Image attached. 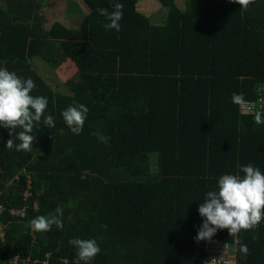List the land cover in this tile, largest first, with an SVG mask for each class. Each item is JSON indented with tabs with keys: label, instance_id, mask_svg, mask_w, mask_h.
I'll list each match as a JSON object with an SVG mask.
<instances>
[{
	"label": "trees",
	"instance_id": "obj_1",
	"mask_svg": "<svg viewBox=\"0 0 264 264\" xmlns=\"http://www.w3.org/2000/svg\"><path fill=\"white\" fill-rule=\"evenodd\" d=\"M24 1L15 0L18 17L0 4V68L33 79L31 95L47 98L55 127L42 117L33 151L18 152L0 126V264H76L73 238L97 242L89 264H207V240L194 239L205 194L223 174L243 176V165L264 173V124L231 101L256 100L264 83V0L247 10L232 0H186L185 9L156 0L167 9L158 21L137 10L141 0H118L120 31H106L97 11H112L113 0H83L90 11L77 29H44L47 19L31 15L45 14L27 15L34 6ZM36 55L77 71L50 85L32 66ZM73 101L88 108L79 135L61 116ZM57 207L63 228L33 231L29 221ZM212 237L237 245L227 229ZM238 238L250 252L238 251V264H264V220Z\"/></svg>",
	"mask_w": 264,
	"mask_h": 264
},
{
	"label": "clouds",
	"instance_id": "obj_2",
	"mask_svg": "<svg viewBox=\"0 0 264 264\" xmlns=\"http://www.w3.org/2000/svg\"><path fill=\"white\" fill-rule=\"evenodd\" d=\"M184 2L186 5V0ZM232 2L238 3L241 6L240 8L247 10L249 4L253 3L254 0H232ZM112 7V11H109L108 8H99L97 11L100 16L105 17L108 21L103 24L106 31L113 29L120 31V21L123 18L124 6L118 0H113ZM261 84L264 83H260L259 85ZM35 88L36 84L31 77L21 78L14 72L0 68V126L9 129L11 138L7 140L6 148L10 150L15 149L18 152L33 151L34 136L30 133L33 132L34 124L40 122L42 117H44L43 123L47 127H55L54 117L52 115L44 116L48 104L47 98L31 95V92ZM257 94L259 95L258 90ZM231 101L233 104L241 107L247 104L243 93H233ZM87 113L88 108L86 105L76 104L73 101L72 105H69L61 112V116L70 131L75 135H79L83 131ZM239 114L240 116H253L256 125L264 124V112L262 111L253 112L251 109H248L240 113L239 107ZM18 128L22 130L15 132ZM14 133L19 143H15L12 139ZM92 135H96L102 143L108 142L109 138L105 135L99 133H92ZM240 171L243 172V176L233 174L221 175L217 181V190H210L205 194L203 203L198 207L199 215L205 219L194 238L196 241L209 239L221 241L219 238L212 236L218 229H227L230 236L237 237L235 243L239 245V248L237 245L232 247L236 246L237 248V264L238 251L244 258L250 254L247 244L240 242L238 234L241 230L248 231L257 228L260 222L264 220V173L251 163L241 166ZM28 184V188L31 189L29 181ZM28 188L24 193L25 196L31 194ZM24 207L28 208L27 205ZM23 210L26 214L25 208L15 211L17 213ZM62 216L63 209L57 207L54 214L37 216L31 219L29 224L35 232L50 231L53 225L62 229L63 222L60 219ZM101 227L106 226L101 225ZM252 239L255 240L257 237L254 235ZM68 243L76 250L78 258L76 264H79V261L89 264L101 251L94 239L73 238ZM51 257L52 254L50 253ZM62 260L65 263L69 262L68 259ZM13 262L16 263L14 257Z\"/></svg>",
	"mask_w": 264,
	"mask_h": 264
},
{
	"label": "crops",
	"instance_id": "obj_3",
	"mask_svg": "<svg viewBox=\"0 0 264 264\" xmlns=\"http://www.w3.org/2000/svg\"><path fill=\"white\" fill-rule=\"evenodd\" d=\"M32 1L33 2V6L31 7L33 8V10H28L27 15H30L33 11H39L41 14H45V15H31V17H36V16H43L47 19V22L44 24V29H48V26L51 25V23L57 22L60 25H62L63 27L66 28H71V29H77L81 23V21L88 16L87 14L89 13V8L86 6L85 2L82 0V4L80 0H76L75 3H72L70 5V2L68 0H58L57 2H55V4L57 3H61L62 1V6L60 11L61 12H57V10H49V1L48 0H25L24 1V6L29 7V2ZM145 1L147 0H142L137 4V9L141 12H143L146 16L150 17L152 20L156 19L155 21H158L159 19H162L161 17L165 16V15H151V12L148 11L147 6H151V8H153L154 6L156 7L159 3L156 0H148L151 2V4H146ZM178 3V0H177ZM0 4L3 8L5 9H11L10 14L13 16H23V15H16V6L17 3L15 2V0L13 2H6V0H0ZM156 4V5H155ZM161 6V5H160ZM182 9L186 8L185 2L180 6ZM48 12V14H47ZM63 13H66L67 15H61ZM76 17V19H74L73 21H70V17ZM69 19H65L68 18ZM11 19V18H9ZM7 19V20H9ZM9 24H12V21H7ZM31 23V21H29ZM42 27V26H41ZM35 59L33 60L32 66L34 67V69L38 72V74L41 76V78L43 80H46L49 82L50 85H59V86H63L66 84V82L69 80V78L67 77L66 79H63L62 76H64V73H62V67L63 64L66 62V65H70L73 64L70 60L65 61L64 63L60 64L58 68H53L56 69L54 74L56 75L57 72L59 74V76L57 77V81H54V79H52L51 77H48L47 75V67L52 68L53 66H51V64H49L47 61H45L44 58H42L41 56H34ZM65 65V66H66ZM76 68V66H75ZM46 70V71H45ZM72 72L77 71L76 70H71Z\"/></svg>",
	"mask_w": 264,
	"mask_h": 264
},
{
	"label": "built area",
	"instance_id": "obj_4",
	"mask_svg": "<svg viewBox=\"0 0 264 264\" xmlns=\"http://www.w3.org/2000/svg\"><path fill=\"white\" fill-rule=\"evenodd\" d=\"M258 99L256 101H246L247 104L244 107L240 106V113L251 109L254 111L264 112V84L259 85L258 88ZM251 115V114H250ZM16 213L15 210H12ZM20 215H24L25 211H18ZM207 264H227V261L235 260L236 261V246L232 248L231 243L222 242L217 239L207 240ZM224 255L226 258H224ZM47 257L50 258V253H47ZM18 260V256L14 257V261ZM48 264V263H45Z\"/></svg>",
	"mask_w": 264,
	"mask_h": 264
},
{
	"label": "rangeland",
	"instance_id": "obj_5",
	"mask_svg": "<svg viewBox=\"0 0 264 264\" xmlns=\"http://www.w3.org/2000/svg\"><path fill=\"white\" fill-rule=\"evenodd\" d=\"M49 1V10L52 11V10H57L56 13L58 12H61L60 9H61V6H62V1L61 3H57L55 4V2H57L58 0H48ZM70 2V5L72 3H75L76 0H68ZM81 1V4H82V0ZM185 0H178V6L180 7L182 5V3L184 2ZM146 4H151L150 1H145ZM159 3V2H158ZM156 5V4H155ZM161 4L159 3L156 7L154 6L153 8H151V6H147V9L149 12H151V15H166L167 14V9H164L163 7L160 6ZM48 14V12H47ZM61 15H67L66 13H63ZM66 20L69 19L68 18H65ZM74 19H76V17H70V21H73ZM158 19V18H156ZM156 19H154L153 21H155ZM46 61V60H45ZM48 62V61H47ZM49 63V62H48ZM50 64V63H49ZM66 62L63 64V66H61L62 68V73H64V76H62L63 79H66L67 77L70 78L72 75H74V72H72L71 70H76L75 66H73V64H70V65H66ZM47 70V75L48 77H51L52 79H54V81H57V77L55 76L54 74V71H53V68H50V67H47L46 68ZM45 70V71H46ZM224 258L225 255H224ZM227 264H237L236 261L233 259V260H230V261H227Z\"/></svg>",
	"mask_w": 264,
	"mask_h": 264
}]
</instances>
